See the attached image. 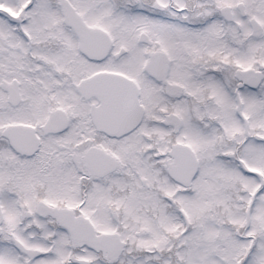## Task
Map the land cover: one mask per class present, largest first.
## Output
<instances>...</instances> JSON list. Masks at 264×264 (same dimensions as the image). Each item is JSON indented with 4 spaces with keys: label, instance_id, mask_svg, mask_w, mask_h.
<instances>
[{
    "label": "snow or ice",
    "instance_id": "snow-or-ice-1",
    "mask_svg": "<svg viewBox=\"0 0 264 264\" xmlns=\"http://www.w3.org/2000/svg\"><path fill=\"white\" fill-rule=\"evenodd\" d=\"M0 264H264V0H0Z\"/></svg>",
    "mask_w": 264,
    "mask_h": 264
}]
</instances>
